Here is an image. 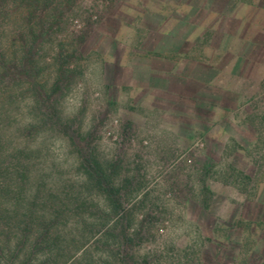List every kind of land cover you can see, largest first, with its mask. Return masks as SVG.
Segmentation results:
<instances>
[{"label": "rangeland", "instance_id": "1", "mask_svg": "<svg viewBox=\"0 0 264 264\" xmlns=\"http://www.w3.org/2000/svg\"><path fill=\"white\" fill-rule=\"evenodd\" d=\"M38 5L0 14L10 126L48 151L69 209L129 221L126 243L52 263L264 264V0ZM84 157L116 161L118 202L83 185Z\"/></svg>", "mask_w": 264, "mask_h": 264}, {"label": "trees", "instance_id": "2", "mask_svg": "<svg viewBox=\"0 0 264 264\" xmlns=\"http://www.w3.org/2000/svg\"><path fill=\"white\" fill-rule=\"evenodd\" d=\"M50 1L0 0V14L7 4L20 8L41 3L45 7ZM8 69L0 38V264H35L39 253H45L47 264H53L55 255L66 258V263L72 246L81 249L88 239L100 243L109 238L118 246L126 243L127 236L123 233L129 224L127 213H120L123 209L115 206V209H69L70 185L65 182L61 192L56 191L52 185L53 165L45 170L39 166L48 151L42 154L40 147L31 149L33 135L11 128L6 97L10 87L4 83ZM79 168L87 176L83 185H89L97 194H105L111 202L120 200L112 181V175L118 172L116 161L102 163L84 157ZM81 192L79 189L75 199L80 204L85 199ZM110 221L120 237L100 233Z\"/></svg>", "mask_w": 264, "mask_h": 264}]
</instances>
